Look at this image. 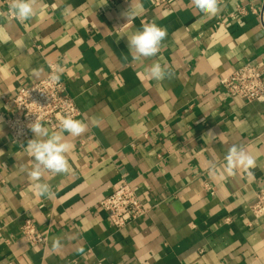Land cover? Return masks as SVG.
Wrapping results in <instances>:
<instances>
[{
	"label": "crops",
	"instance_id": "0c3cea01",
	"mask_svg": "<svg viewBox=\"0 0 264 264\" xmlns=\"http://www.w3.org/2000/svg\"><path fill=\"white\" fill-rule=\"evenodd\" d=\"M262 1L219 0L208 18L191 0H35L37 15L20 23L0 0L10 37L0 42V264H264V217L251 212L264 187V102L221 85L248 63L264 70V30L251 11ZM131 5L139 14L127 21ZM241 7L248 12L232 17ZM151 22L167 30L161 51L134 61L127 36ZM154 62L171 78L151 80ZM51 66L87 131L63 134L74 145L70 171L42 175L49 199L27 175L28 141H14L5 121L11 98ZM234 144L255 158L251 176L223 173ZM122 180L150 211L119 230L99 204ZM27 219L45 244L22 235Z\"/></svg>",
	"mask_w": 264,
	"mask_h": 264
},
{
	"label": "built area",
	"instance_id": "2783aa9c",
	"mask_svg": "<svg viewBox=\"0 0 264 264\" xmlns=\"http://www.w3.org/2000/svg\"><path fill=\"white\" fill-rule=\"evenodd\" d=\"M251 11L259 16L264 30V1L260 9L251 8ZM247 12L246 8L241 7L232 17ZM9 17L13 19L11 15ZM56 69L51 66L44 79L28 87H21L11 98L12 114L7 117L5 123L14 141L20 143L29 141L33 133L30 125L35 120L41 121L51 130H58L60 118L81 117V111L74 98L67 92L60 73L58 81L50 78ZM221 85L231 98H241L247 102H264V70L251 63L224 77ZM99 205L119 230L145 218L150 211L143 204L136 189L125 180L120 181L116 191L103 199ZM251 212L256 218L264 217V187L257 193ZM21 233L31 246L45 244L47 241L30 219L21 226Z\"/></svg>",
	"mask_w": 264,
	"mask_h": 264
},
{
	"label": "clouds",
	"instance_id": "9594fccd",
	"mask_svg": "<svg viewBox=\"0 0 264 264\" xmlns=\"http://www.w3.org/2000/svg\"><path fill=\"white\" fill-rule=\"evenodd\" d=\"M191 2L199 13L208 18L216 17L222 10L219 0H191ZM37 13L35 0H10L8 14L20 23L32 19ZM138 14L132 5L122 13L127 21L134 19ZM166 37L167 30L155 22L142 24L141 29L127 36L129 51L133 53L132 59L139 61L157 56ZM9 39L10 37L4 35L0 30V42L7 43ZM39 71H42V69ZM61 71L62 69L57 68L50 78L53 81H58ZM147 76L151 80L161 82L171 78L172 73L167 65L154 62L148 66ZM30 128L35 138L28 141L27 151L34 158V163L27 175L32 181L36 182L34 184L36 195L39 197L47 196L51 199L55 196V193L48 183L40 182L41 177L45 172L66 174L70 171V164L66 155L73 150L74 145L63 134L66 132L71 137H79L87 131V125L72 116H65L60 118V131L58 132L50 133L49 129L39 120H35ZM255 166V158L242 147L234 144L228 149L225 156L223 173L227 176H235L238 170L243 169L251 176L250 169ZM53 246H60L58 239Z\"/></svg>",
	"mask_w": 264,
	"mask_h": 264
}]
</instances>
